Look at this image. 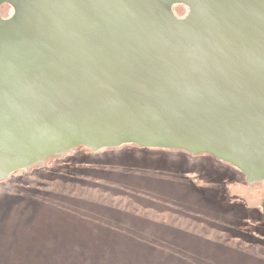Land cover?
Masks as SVG:
<instances>
[{
	"label": "water",
	"instance_id": "1",
	"mask_svg": "<svg viewBox=\"0 0 264 264\" xmlns=\"http://www.w3.org/2000/svg\"><path fill=\"white\" fill-rule=\"evenodd\" d=\"M126 146L264 181V0H0V183Z\"/></svg>",
	"mask_w": 264,
	"mask_h": 264
},
{
	"label": "rangeland",
	"instance_id": "2",
	"mask_svg": "<svg viewBox=\"0 0 264 264\" xmlns=\"http://www.w3.org/2000/svg\"><path fill=\"white\" fill-rule=\"evenodd\" d=\"M130 156L107 160L96 175L79 168L62 182H31L22 198L3 197L0 264H264V181L230 176L216 185L217 168L169 155L152 167L139 154L126 174L119 165ZM216 194L232 204L224 218L214 215ZM241 210L252 243L236 228ZM207 245L221 254H208Z\"/></svg>",
	"mask_w": 264,
	"mask_h": 264
},
{
	"label": "trees",
	"instance_id": "3",
	"mask_svg": "<svg viewBox=\"0 0 264 264\" xmlns=\"http://www.w3.org/2000/svg\"><path fill=\"white\" fill-rule=\"evenodd\" d=\"M126 149H130V154L132 157L131 158V162L127 163L125 161H122L123 163L119 165V169L122 170L124 173L126 172V174L129 172L128 168L129 165L128 164H132L134 163L139 164L137 162H141L142 159H140L139 157H137L139 154H144L147 156V159H145V161L152 163V167H156L155 164H161L162 161L159 162V160H162L166 157V155H172V156H179L182 157L181 159H188L185 161L184 165H189L190 166V161L194 158H204L207 159L208 162H211V165L215 168L210 170V173L214 170V169H218V173H217V177L215 178V180L213 181L214 184L216 185H220L223 186L222 184H224V182L226 181V179L223 181L221 178H227L228 177H232L234 179L240 180L245 182V178L244 176L235 168L224 164L220 161H217L216 159H214L213 157L209 156V155H198V156H190L184 152H171V151H165V150H151V149H146V148H139V147H130V146H126L124 147V149H120V150H102L97 154H90V153H83L82 152H76L75 155H71V156H66L64 158H54L51 161H49V163L46 166H42V167H38L35 169H32L31 171H18L13 173L10 178L5 181L0 183V188L1 187H7L8 191L7 194L5 196H0V207L3 206V204H7L6 202H8V197L10 198V200H12V198H22L24 196H26L28 193L30 194L32 191L30 189H32L29 184L31 182H36V184H41L43 183V179H48L52 178L54 179V182H62L61 177H67L69 173H71L69 170L70 168H72V166L74 164L79 166V170H84V173H88L90 172L93 175L98 174V172H101V170H105L106 168V157L108 156H112V155H117L119 153H122V155L120 157H125L126 154ZM121 151V152H120ZM129 156V155H127ZM143 158V157H142ZM155 162V164L153 163ZM125 163V164H124ZM165 164V162H164ZM132 166V165H131ZM216 169V170H217ZM131 170V169H130ZM47 176V177H45ZM71 178V177H70ZM80 179H75V178H71L69 181H74L75 185H80L79 182ZM28 181V182H27ZM30 181V182H29ZM26 182V183H25ZM45 187V185L43 184L41 186V189H43ZM193 191L195 187H192ZM217 191V190H216ZM220 191V192H219ZM218 191L219 193H222L221 191L224 192L223 188L221 187ZM44 194H48V192H44ZM216 194L215 196H212V205H213V210H214V215L219 214L220 216H222L223 218L225 216H227V213H230V209L232 204L230 205H222L221 202L223 203L224 200H222V195H218ZM49 198V195H46ZM199 197V195H196ZM3 197H6L7 201L4 202V200L2 199ZM221 198V199H220ZM206 202H205V201ZM48 201V200H47ZM49 202H46V207L47 205H49ZM200 202L203 203H207V199H201ZM9 205V204H7ZM216 210V211H215ZM244 210H241L242 216L240 218V223L238 224V226L236 228H238L239 231H241L243 233L244 236L248 237L249 243L253 242V238L255 237L248 229L247 227V214L243 213ZM217 214H216V213ZM235 218H238V214L237 212L234 214ZM217 223V222H216ZM251 237L252 241L249 240ZM207 248V252L208 254H212V256H216V254H221V251H219V249L214 248V246H206ZM214 250V251H213ZM214 252L216 254H214ZM206 253V251H205ZM247 255H249V253H247ZM214 256V257H215Z\"/></svg>",
	"mask_w": 264,
	"mask_h": 264
},
{
	"label": "flooded vegetation",
	"instance_id": "4",
	"mask_svg": "<svg viewBox=\"0 0 264 264\" xmlns=\"http://www.w3.org/2000/svg\"><path fill=\"white\" fill-rule=\"evenodd\" d=\"M4 6H5V5H4ZM176 6H179V5H176ZM183 7H185V6H183ZM185 8L187 9V7H185ZM187 13H188V9H187ZM187 13H186L183 17H178L175 13H174V14H175V16H176L177 18H184V17L187 15ZM11 15H12V14H11ZM11 15H10V16H11ZM10 16H9V17H10ZM7 18H8V17H7Z\"/></svg>",
	"mask_w": 264,
	"mask_h": 264
}]
</instances>
